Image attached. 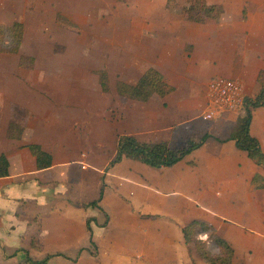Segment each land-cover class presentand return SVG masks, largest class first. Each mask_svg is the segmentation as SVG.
<instances>
[{
	"label": "crops",
	"instance_id": "0c3cea01",
	"mask_svg": "<svg viewBox=\"0 0 264 264\" xmlns=\"http://www.w3.org/2000/svg\"><path fill=\"white\" fill-rule=\"evenodd\" d=\"M204 1L223 6L218 20L190 22L180 8L163 5V15L155 17L163 38L128 81L153 67L175 88L165 97L124 101L116 93L118 100L108 104L92 103L75 88H0V156L9 164L0 178V264L1 254L15 246L44 257L83 249L79 262L89 264L97 258L99 264H208L183 235L196 220L233 247L232 264H264V189L251 184L264 172L227 140L241 119L237 112L215 109L206 117L213 79L239 81L245 96L259 91L264 0ZM6 4L0 5V25L24 23L18 14L28 9L9 12L12 3ZM25 38L26 30L20 52ZM11 124L21 133L8 136ZM250 133L264 152V106L253 110ZM205 134L202 147L172 167L154 169L125 157L111 164L122 135L180 148ZM29 145L49 153L52 165L38 169ZM198 239L218 252L206 233ZM92 245L97 257H87Z\"/></svg>",
	"mask_w": 264,
	"mask_h": 264
},
{
	"label": "rangeland",
	"instance_id": "374dc122",
	"mask_svg": "<svg viewBox=\"0 0 264 264\" xmlns=\"http://www.w3.org/2000/svg\"><path fill=\"white\" fill-rule=\"evenodd\" d=\"M192 1L0 0V5L12 3L9 12L15 11L17 6L19 12L28 9V12L18 14V18L22 15V23L25 24L24 49L16 55L1 57L3 60L0 58V88H59L60 91L75 88L77 92L84 91V97L89 96L92 103L105 99L104 102L113 104L118 100L116 81L134 80L139 73L138 62L147 60V54L162 40V30L155 17L163 15V5L181 8ZM149 18H155V21ZM146 66L143 65V69ZM103 71L108 75L109 90L106 94L100 85V72ZM236 114L238 118L244 117V109ZM199 115L205 116L200 112ZM208 121L214 122L216 118ZM104 155L109 157L108 152H103ZM15 247L7 248L1 254L3 264H21L26 254L37 259L47 255L31 250L27 252L24 248H28L24 246ZM20 248L27 253L19 251ZM91 250L87 257H97L96 246L92 245ZM83 251L49 253L53 257L49 264H89L79 262ZM128 256L134 259V254ZM98 261L99 258L96 259Z\"/></svg>",
	"mask_w": 264,
	"mask_h": 264
},
{
	"label": "trees",
	"instance_id": "16d2710c",
	"mask_svg": "<svg viewBox=\"0 0 264 264\" xmlns=\"http://www.w3.org/2000/svg\"><path fill=\"white\" fill-rule=\"evenodd\" d=\"M192 1V0H191ZM186 20L194 23L216 21L224 13L220 4L207 5L204 0H194L180 8ZM245 16V15H244ZM25 25L15 21L9 25H0V53L16 55L20 52L24 40ZM32 60V58H31ZM21 66V63L19 64ZM108 75L105 71L100 72V85L103 92L109 90L107 83ZM259 91L254 97H244V117L231 131L227 140L234 141L236 147L247 153L248 157L264 172V152L258 139L250 133L253 110L264 106V70L260 71L257 77ZM115 90L121 100L148 101L152 96L165 97L175 91V88L168 84L163 75L155 68L148 67L141 76L134 82L117 80ZM19 126L11 124L8 136L14 133H21ZM210 135L205 134L199 140L188 139L183 147L172 148L167 142L150 143L139 141L137 138L128 135L119 136L117 139V154L111 164L120 162L123 157L139 160L142 163L154 167H172L190 155L196 149L202 147ZM34 155L38 169L48 168L52 165V157L42 150L39 145H29ZM8 161L4 155L0 156V178L8 175ZM252 187L256 190L264 189V174H257L251 180ZM99 200L91 205H97ZM183 235L187 244H193L197 254L210 264H232L234 259L233 247L215 229L202 221H193L183 228ZM206 233L209 239L215 244L218 252H211L206 244L198 239V234ZM52 256L43 259H35L26 254L21 264H48Z\"/></svg>",
	"mask_w": 264,
	"mask_h": 264
},
{
	"label": "built area",
	"instance_id": "2783aa9c",
	"mask_svg": "<svg viewBox=\"0 0 264 264\" xmlns=\"http://www.w3.org/2000/svg\"><path fill=\"white\" fill-rule=\"evenodd\" d=\"M244 92L242 84L231 78L218 77L209 82L206 100L209 110L207 118L214 117L215 109L227 112H237L244 107Z\"/></svg>",
	"mask_w": 264,
	"mask_h": 264
}]
</instances>
